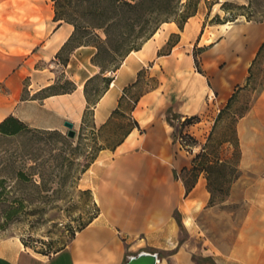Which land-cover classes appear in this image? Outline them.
<instances>
[{"label": "crops", "instance_id": "obj_1", "mask_svg": "<svg viewBox=\"0 0 264 264\" xmlns=\"http://www.w3.org/2000/svg\"><path fill=\"white\" fill-rule=\"evenodd\" d=\"M199 21L197 15L188 19V37L200 34ZM211 29L200 35L198 43L206 77L191 78L174 57V47L168 56L158 54L170 35L181 33L173 22L162 24L139 51L125 59L107 91L91 107L98 129L110 119L123 91L136 83L141 70L147 68L157 84L128 113L139 128L113 150H101L84 174V187L92 191L98 216L50 257L32 254L20 241H2L0 264H124L126 252L145 247L171 251L182 230L188 234L186 220L198 218L196 212L206 206L210 194L200 173L186 195L174 154L176 146L183 150V143L174 135L172 122L179 125L181 120L210 112L209 138L218 114L236 95L234 90L252 80L264 49V21ZM73 32L72 25L54 21L51 0H0V123L12 116L43 131H62L64 122L80 127L88 106L84 86L100 75V69L92 63L97 50L91 45L72 48L60 61ZM222 64L224 70L219 69ZM61 74L72 90L52 92ZM198 124L185 133L191 135ZM234 132L240 151L239 177L227 198L230 203L244 201L247 238L240 242L229 238L228 256L235 251L243 264H264V79L238 117ZM201 150L202 146L198 153ZM230 158L219 157L220 161Z\"/></svg>", "mask_w": 264, "mask_h": 264}, {"label": "rangeland", "instance_id": "obj_2", "mask_svg": "<svg viewBox=\"0 0 264 264\" xmlns=\"http://www.w3.org/2000/svg\"><path fill=\"white\" fill-rule=\"evenodd\" d=\"M198 1L194 16L197 15L200 20V34L194 38L188 37L185 24L182 34L177 32L170 35L158 51L160 55H170V48L174 47V57L191 78L198 75L206 77L202 68L201 48L198 47L200 35L212 32L211 27L215 25L264 21V0H193L192 4ZM96 34H102L100 37L105 38L101 31ZM209 38L213 40L214 36ZM66 52L61 55V62ZM194 56L198 61L197 68ZM106 67L109 71L113 69L111 64ZM225 68V64H222L219 69ZM253 75L252 80L243 85L242 89L234 90L236 95L215 123L209 138L212 113L196 116L199 122L195 124H201L194 126L189 135L194 141L185 139L186 142L181 144L183 150L179 146L174 148L175 168L177 172L181 170L180 177L192 181L199 170L200 163L195 156L200 146L205 149L206 158L210 161L216 156L230 158L233 148L226 142L235 141V123L248 109L254 92H258L264 79V49ZM64 77V74L58 76L56 90L52 92L71 91L72 86ZM106 77L112 78L113 73L96 75L87 83L91 101L105 93L103 78ZM212 79L209 76L210 88ZM156 84V78L144 68L137 74V84L132 88L129 86L127 98L122 101L121 109L126 112L125 115L112 114L106 124L98 129L90 109L84 124L81 121L80 127L74 128V138L67 137L66 128L62 131H43L27 125H24V131L18 136L6 138L0 135V191L4 190L8 198L6 202L0 201V242L20 241L25 249L38 257H50L70 243L80 227L98 212L92 191L84 187V174L92 164L88 163L97 156L99 148H111L132 126L131 114H128L131 107L128 98L144 94ZM172 124L176 138L179 137V131L187 132L191 127L185 126L181 130L176 120ZM190 160L192 167L188 166ZM8 167L22 170L27 179L17 180ZM219 199L218 195L214 202L209 198L206 206L196 212L198 218L194 217L195 220L190 221L188 234L182 230V238H178L174 249L154 251L145 247L133 254L126 252L124 263L129 256L144 251L158 254V264H224L229 261L232 264H243L235 251L228 256L227 247L230 245L229 238L238 242L247 238L245 203L243 200L230 203L228 198L220 203ZM197 221L201 223L199 226L196 225Z\"/></svg>", "mask_w": 264, "mask_h": 264}, {"label": "trees", "instance_id": "obj_3", "mask_svg": "<svg viewBox=\"0 0 264 264\" xmlns=\"http://www.w3.org/2000/svg\"><path fill=\"white\" fill-rule=\"evenodd\" d=\"M183 1L184 0H51L54 10V21L70 24L74 28L72 36L62 48V52L69 51L81 45L94 46L97 51L92 59V63L99 67L100 75H103L105 72H116L123 59L129 54L139 51L142 46L154 36L162 24L173 22L176 24L177 28L182 31L187 20L196 14L199 3L198 1L192 4L193 0ZM97 31H101L105 38L102 39L97 35ZM108 64H111L113 67L111 71L106 67ZM194 64L197 68L198 61L195 56ZM89 81H87L84 86V96L88 106L84 111L82 124H84V119L91 107L100 99V97H98L93 101L90 100L87 90V83ZM112 81L113 77L103 78L105 92ZM136 84L137 81L130 86V88L134 87ZM128 88L124 90L118 108L114 110L112 114L121 113V115H125L126 112L121 109V104L124 98H127L126 93L128 92ZM142 95L143 94L136 96L133 99L128 98L131 103L128 113L134 110ZM233 98L234 94L229 99L226 107L218 114L215 123L218 122L224 110L229 107ZM197 122H199V120L195 116L186 118L184 121L180 122L179 126L182 130L185 126H192ZM134 128H139V126L132 120V126L126 131L122 139L111 148H99L98 153L104 149L113 150L124 141L125 137H127ZM24 129V124L12 116L0 123V135L6 138L18 136ZM190 137L191 136L187 133L179 131V138H181L183 144L186 142L185 139H190L193 142L194 140ZM228 143L232 146L233 153L230 159L223 161H220L219 156H216L212 161L208 160L206 158L205 149L202 147L200 153L195 156V159H197L200 164L199 170L194 174L192 181H188L181 177L186 195L194 188L200 173H203L207 183L206 188L210 194V201L214 202L215 197L218 195L220 196V203L224 202L229 195L231 184L239 177L237 164L240 158V151L237 139L235 138L234 142L228 141ZM95 159L96 157L88 164L93 163ZM8 168L15 174L14 177L17 180L22 181L27 179L26 174L22 170L14 167ZM4 169L6 170L7 167ZM31 170L34 171L35 169ZM1 183L2 182H0V184ZM7 199V194L4 190H1L0 201L6 202L8 201ZM97 216L98 212L88 223L81 226L77 232L87 227ZM177 222L179 223L178 219Z\"/></svg>", "mask_w": 264, "mask_h": 264}, {"label": "water", "instance_id": "obj_4", "mask_svg": "<svg viewBox=\"0 0 264 264\" xmlns=\"http://www.w3.org/2000/svg\"><path fill=\"white\" fill-rule=\"evenodd\" d=\"M67 129V137L74 138V125L70 122L63 123ZM158 254L141 251L136 255L129 256L124 264H158Z\"/></svg>", "mask_w": 264, "mask_h": 264}, {"label": "bare ground", "instance_id": "obj_5", "mask_svg": "<svg viewBox=\"0 0 264 264\" xmlns=\"http://www.w3.org/2000/svg\"><path fill=\"white\" fill-rule=\"evenodd\" d=\"M225 27V26H224ZM133 54V53H132ZM186 224H189V220H186Z\"/></svg>", "mask_w": 264, "mask_h": 264}]
</instances>
